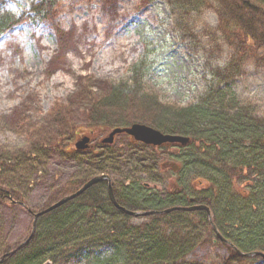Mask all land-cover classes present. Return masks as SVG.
Here are the masks:
<instances>
[{
	"label": "trees",
	"instance_id": "16d2710c",
	"mask_svg": "<svg viewBox=\"0 0 264 264\" xmlns=\"http://www.w3.org/2000/svg\"><path fill=\"white\" fill-rule=\"evenodd\" d=\"M9 1L0 0V36L26 17L51 20L56 26L53 15L58 0H33L30 8L21 12L7 8ZM161 1L169 7L179 40L209 67L205 72L212 77L206 80L196 102L186 106L162 102L146 86L151 66L146 58H141L129 68L128 75L111 82L107 92L94 91L91 77L80 80L74 102L86 105L84 128L72 119L73 101L55 105L45 127L34 126L25 131L21 126L24 118L17 125L20 132H26L30 145L27 155L36 156L48 148L64 149L78 160L79 171L62 189L61 197L75 192L92 177L107 174L117 202L135 211L164 210L184 204L170 193H145L130 183L126 185L124 180L128 177L120 174L123 152L114 147L115 142L99 143L100 149L94 145L87 154L78 155L79 151L71 145L73 137L80 129L97 134L134 123L190 137L188 145L198 143L206 157L202 165L211 170V178L206 180L209 185H202L197 198L210 207L217 233L203 210L150 214L146 217H151V221L132 223V216L112 203L107 181L102 180L40 216L32 238L0 264H264V257L254 254L264 253V116L258 115L251 103L241 102L233 95L247 64L264 73V0ZM205 9L216 14L217 24L212 28L205 25L196 32V21ZM213 49H221L214 57L216 62L227 52L224 65H216L214 60L208 63L209 51ZM243 149L250 151L248 160L241 153ZM234 153H241L242 158L231 166L228 160L239 157ZM197 165L194 160L184 162L182 167L189 174L197 171ZM241 183H245L246 194L238 187ZM13 192L22 199L21 194ZM204 245H220L226 253L211 260H187ZM234 248L253 254L243 256Z\"/></svg>",
	"mask_w": 264,
	"mask_h": 264
},
{
	"label": "rangeland",
	"instance_id": "374dc122",
	"mask_svg": "<svg viewBox=\"0 0 264 264\" xmlns=\"http://www.w3.org/2000/svg\"><path fill=\"white\" fill-rule=\"evenodd\" d=\"M31 1L11 0L6 7L21 12L30 8ZM53 18L56 26L51 20L26 17L0 36V167L2 178L8 179L7 185L18 187L26 202L25 207L0 204V256L28 237L33 217L27 208L38 212L60 200V192L79 171L78 160L64 149L48 148L36 156L27 155L30 145L26 132L19 131L20 118H24L21 126L25 131L34 126L45 127L55 105L73 101L72 119L84 128L86 105L74 102L81 88L80 80L91 77L89 81L94 91L107 92L110 83L128 75L129 68L141 58H146L151 66L146 86L164 103L186 106L196 102L206 87V80L212 77L206 74L209 67L206 65V69L201 56L179 40L169 7L161 0L151 3L144 0H58ZM196 22L195 31L199 32L205 25L215 27L217 17L211 9H205ZM216 50L209 51L211 62L208 63L220 53ZM226 56L227 52L214 63L224 65ZM252 67L247 64L246 73L237 82L233 95L241 102L251 103L257 114L264 116V73ZM82 86L88 84L82 83ZM108 132L90 137V143L100 149L99 141ZM85 135L90 136V132L80 129L72 139V147ZM195 145L177 146V152L171 148L161 151L146 148L141 143L132 145L127 134H118L114 147L123 152L120 174L128 177L124 180L126 185L130 183L134 189L145 193L153 190L165 193L171 190V182H176L177 186L185 187L187 193L197 192L200 196L198 189L202 188L201 184L206 187L211 170L202 165L206 157L201 147L198 149V143ZM74 149L79 151L78 155L91 150L75 146ZM249 152L244 149L241 152L245 160L250 158ZM241 153H234L239 157H231L228 163L235 166L242 158ZM169 154L174 157L168 160L180 165L197 160V174H187L182 166L180 171L172 167L163 169L161 163L166 162ZM199 180L201 183L196 184ZM244 186L245 183L238 185L239 188ZM256 213L260 215V210ZM146 216H132L130 222L152 220ZM210 245L197 248L187 260H211L226 253L220 245L219 248Z\"/></svg>",
	"mask_w": 264,
	"mask_h": 264
},
{
	"label": "water",
	"instance_id": "95a60500",
	"mask_svg": "<svg viewBox=\"0 0 264 264\" xmlns=\"http://www.w3.org/2000/svg\"><path fill=\"white\" fill-rule=\"evenodd\" d=\"M123 133L130 135L133 138V140L142 141L144 143L157 145V146L158 145H164V144L186 145V144L191 142L190 137L182 136V135H174V134H169V133H163L160 130H158L154 127H151L149 125L141 124V123H134L130 126L112 128L109 131V133L107 134V136L102 138V143H112L114 140V137L117 134H123ZM74 146L76 149L91 148L92 145L90 144V136L89 135L83 136L80 140L75 142ZM102 180H107L109 182V195H110V198H111L112 202L114 203V205L116 207L124 210L126 213H128L132 216L139 217V216H146V215H150V214L169 213L173 210H206L210 216V221L212 223V226L217 231L213 221L211 220V210L206 205H193L190 207L174 206V207L166 208L164 210H148V211L129 210V209L121 206L117 202L115 195H114V192H113L112 185H111V178L107 174H102V175H97V176L92 177L91 179H89L86 183H84L75 192L62 197L60 200H58L54 204L42 209L41 211L34 213L33 226H32L30 236L25 241L20 243L15 249L5 253L2 257H0V262L6 256L13 255L17 250L24 247V245L32 238V236L34 235V233L36 231L37 220L40 216H42L43 214L65 204L67 201H69L73 198H76L77 196L82 194L85 190H87L90 186H92L93 184H95L99 181H102ZM234 249L237 251V253H239L240 255H243V256H249V255L253 254V253H243L240 250H238L237 248H234ZM254 254H260L264 257V253H261V252H255ZM45 264H48V262Z\"/></svg>",
	"mask_w": 264,
	"mask_h": 264
},
{
	"label": "flooded vegetation",
	"instance_id": "af4514ba",
	"mask_svg": "<svg viewBox=\"0 0 264 264\" xmlns=\"http://www.w3.org/2000/svg\"><path fill=\"white\" fill-rule=\"evenodd\" d=\"M108 134V133H107ZM124 134V133H123ZM118 135V134H117ZM116 135V136H117ZM128 135V134H127ZM116 136L114 137V140H113V142L112 143H114L115 142V139H116ZM129 136V138H130V144H132V145H134L135 143H141L142 144V146L144 145V147L146 146V148H159V149H161V150H166V148L167 149H169V148H171L173 151H175V152H177L178 150H179V148L178 147H181V146H183V145H180V144H174V145H169V144H164V145H152V144H147V143H144V142H142V141H136V140H133V138L130 136V135H128ZM100 143L102 142V140H100L99 141ZM112 143H110V144H112ZM178 146V147H177ZM92 148H94V145H92V147L91 148H89V149H92ZM170 156L168 157V158H166L165 159V161L166 162H162L161 163V167L163 168V169H165V168H168V167H172L173 169H176V170H179L180 171V168H181V166L182 165H180V164H178V163H175V162H173V161H171V160H168V159H171V158H173L174 157V155L173 154H169ZM173 160V159H172ZM175 161V160H174ZM2 168L0 167V204H5V205H12V206H17V205H19V206H24L25 207V199H24V196L22 195V193H21V190L17 187H14L13 185H11V186H8L7 185V181H8V179H6V177L5 178H2ZM195 180V179H194ZM105 181H107V180H105ZM197 183H201V180H199L198 182L196 181V184ZM111 185H112V182H111ZM127 185H129V183H127ZM202 185L203 184H201V186L200 187H202ZM149 186V185H148ZM155 186H157V185H155ZM154 186V187H155ZM113 187V186H112ZM144 187H147V185H146V183H144ZM107 188H108V191H109V182L107 181ZM200 189V188H199ZM198 189V192L200 193L201 191H202V189H203V187L199 190ZM242 191H243V193L244 194H246V191L243 189V188H240ZM13 190L15 191V192H17V193H19V194H21L22 195V199H20L19 197H16L15 196V193L13 192ZM86 191V190H85ZM189 192V191H188ZM166 194H168V193H170V194H172V195H174V196H178L179 198H181V201L183 202V204L184 205H177V206H182V207H190V206H193V205H206V206H208L207 204H203V203H200V202H198L199 200H198V198H197V192H189V193H187V190H186V188L185 187H179V186H177V184H176V182H171V190L170 191H166L165 192ZM110 196V195H109ZM112 201V200H111ZM113 203V202H112ZM114 204V203H113ZM209 207V206H208ZM210 208V207H209ZM27 210H28V213L30 214V215H32V224H31V230H32V226H33V220H34V213H36V212H34L32 209H30V208H27ZM182 211H191V212H193V211H201V210H182ZM203 211H205L206 213H207V216L209 217V214H208V212L206 211V210H203ZM211 213H212V211H211ZM130 215V214H129ZM31 230H30V232H29V234L31 233ZM215 232L217 233V231L215 230ZM218 235V234H217ZM29 236V235H28ZM228 242V241H227Z\"/></svg>",
	"mask_w": 264,
	"mask_h": 264
}]
</instances>
